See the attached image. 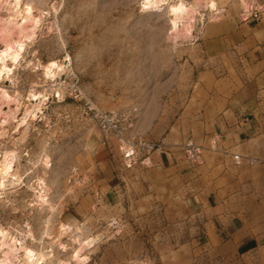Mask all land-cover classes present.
Returning <instances> with one entry per match:
<instances>
[{"label":"rangeland","instance_id":"1","mask_svg":"<svg viewBox=\"0 0 264 264\" xmlns=\"http://www.w3.org/2000/svg\"><path fill=\"white\" fill-rule=\"evenodd\" d=\"M21 1L20 18L25 21V9L33 8L41 24L13 72L0 75V88L23 103L14 121L0 126V159L16 151L17 178L12 185L6 177L0 186V240L4 230L33 249V255L22 251L17 264H204L192 257L211 224L209 179L201 165L208 145L218 140L206 138V124L193 126L186 117L195 109L187 104L199 93L195 81L204 68L200 40L222 20L247 23L263 50L250 63L243 60L242 80L250 77L259 87L264 0H171L195 16L192 35L172 31L168 4L158 10L145 8L144 0ZM208 48L216 51L218 44ZM53 60L68 61L55 80L43 67ZM39 92L49 98L21 137L20 116ZM241 96L256 98L264 113L263 90ZM87 99L102 110L130 113L135 132L177 149L181 164L158 169L152 158L150 166L127 168L116 140L89 119Z\"/></svg>","mask_w":264,"mask_h":264},{"label":"crops","instance_id":"2","mask_svg":"<svg viewBox=\"0 0 264 264\" xmlns=\"http://www.w3.org/2000/svg\"><path fill=\"white\" fill-rule=\"evenodd\" d=\"M248 26L226 19L210 27L216 32L202 36L204 68L202 78L195 81L199 93L187 104L195 107L187 121L193 126L206 124V138L218 140L213 148L208 145L201 165L209 179L211 224L195 248L198 255L192 257L204 264H264V162L250 165L245 159L236 164L233 158L238 153L264 159V113L256 107V98L241 96L245 90L264 91V83L254 88L252 78L242 80L243 60L248 64L254 53L263 50ZM210 42L218 44L216 51L208 48ZM262 54L258 63L263 61ZM180 155L171 146L155 151L152 158L158 169H176Z\"/></svg>","mask_w":264,"mask_h":264},{"label":"bare ground","instance_id":"3","mask_svg":"<svg viewBox=\"0 0 264 264\" xmlns=\"http://www.w3.org/2000/svg\"><path fill=\"white\" fill-rule=\"evenodd\" d=\"M167 4L169 5L171 12L173 13L172 31L177 33L181 28L187 34L192 35V22H194L193 19H195V16L190 15L191 10H189V7L185 6L183 3H171V0L143 1V5H145V8L147 9L157 8L158 10H161ZM22 5L23 2L21 0H0V11L6 9L9 11V15H7L6 17L0 16V27L5 35L4 40H0V75L13 72L14 66H12V63H17L21 60L27 42L32 41L35 38V36L37 35V28L41 24L38 13H36V9L33 8L25 9V13L27 16L25 21L23 18H20L22 14L21 12L23 10L21 7ZM27 23H30V25H27ZM175 33L173 34L175 35ZM66 65H68L67 60L64 64H59L55 60L51 61L48 65L43 66L46 69V77L55 80V78L58 77L57 73L63 72ZM48 95L49 94H47L46 92L31 94V98L29 99L31 106H25L23 115L20 116V122L18 123V128L22 127L21 137H25L28 134L30 128L29 119L31 115L35 114L36 111L38 113H43V108L39 107V103H46L47 99L49 98ZM0 100H3L4 103V109L1 107L2 110H0V126L2 128L9 123L10 119L14 121V119L18 115V112L23 109V103L22 96L13 95L3 87L0 88ZM15 162L16 151L14 149L5 151L4 157L0 159L1 187L5 188L6 177L8 178L9 183L12 185L14 184V180L17 179L14 178L16 177ZM3 231L1 232V234H3L4 239L2 238L3 240H0V264L20 263V253L22 251H25L28 255L34 254L32 248H28L27 246H25V243L23 242L24 240H18L13 236H6L9 233L7 234ZM7 237L8 239H6ZM88 244L91 243L88 242ZM80 251L81 250L78 249L76 253L77 259H80ZM1 252L3 253V256H1ZM62 264L69 263L62 261Z\"/></svg>","mask_w":264,"mask_h":264},{"label":"built area","instance_id":"4","mask_svg":"<svg viewBox=\"0 0 264 264\" xmlns=\"http://www.w3.org/2000/svg\"><path fill=\"white\" fill-rule=\"evenodd\" d=\"M84 107L89 119L97 124L105 137L112 136L116 140L117 149L127 168L134 167L137 164L150 166L152 164V154L157 150L164 149L163 143L147 140L135 132L136 124L130 113L99 109L89 99L85 101ZM104 143H107V141H104ZM233 158L237 164H241L245 159L243 155L238 153L234 154ZM247 161L253 164L257 159L247 157ZM74 171L76 172V169Z\"/></svg>","mask_w":264,"mask_h":264}]
</instances>
